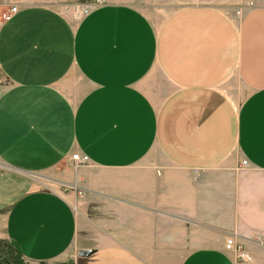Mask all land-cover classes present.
<instances>
[{
    "label": "crops",
    "instance_id": "1",
    "mask_svg": "<svg viewBox=\"0 0 264 264\" xmlns=\"http://www.w3.org/2000/svg\"><path fill=\"white\" fill-rule=\"evenodd\" d=\"M17 6L0 22V242L20 263L264 264V0L158 25L115 1L77 22Z\"/></svg>",
    "mask_w": 264,
    "mask_h": 264
},
{
    "label": "rangeland",
    "instance_id": "2",
    "mask_svg": "<svg viewBox=\"0 0 264 264\" xmlns=\"http://www.w3.org/2000/svg\"><path fill=\"white\" fill-rule=\"evenodd\" d=\"M94 1L95 0H0V22L3 21V12H5L9 6L14 4L18 5V3L50 6L58 9L71 21L77 22L79 20L77 18L78 7L83 4L87 7L89 4L94 3ZM109 1L130 4L141 10L153 21V23L158 25L178 9L190 5L213 7L235 19L246 5L257 0H106L105 3ZM239 91H241V89ZM66 186L68 190L73 189V185ZM0 264H21L17 253L5 242H0Z\"/></svg>",
    "mask_w": 264,
    "mask_h": 264
},
{
    "label": "built area",
    "instance_id": "3",
    "mask_svg": "<svg viewBox=\"0 0 264 264\" xmlns=\"http://www.w3.org/2000/svg\"><path fill=\"white\" fill-rule=\"evenodd\" d=\"M106 0H95L94 3L89 4L87 7L85 4L78 7V16L77 18L80 19L86 14H88L95 6L105 4ZM17 5H11L9 8L3 12L2 19L3 21L9 20L13 14L17 11ZM72 160L75 165L85 164L88 161L87 155L84 154H73ZM248 165L247 159H242L241 161V168H245ZM225 249L232 252L238 260L250 262L252 260V255L249 251H247L241 244H239L234 235H229L225 240Z\"/></svg>",
    "mask_w": 264,
    "mask_h": 264
},
{
    "label": "water",
    "instance_id": "4",
    "mask_svg": "<svg viewBox=\"0 0 264 264\" xmlns=\"http://www.w3.org/2000/svg\"><path fill=\"white\" fill-rule=\"evenodd\" d=\"M92 251L91 250H81L80 252H79V255L80 256H86V255H89L90 253H91Z\"/></svg>",
    "mask_w": 264,
    "mask_h": 264
}]
</instances>
